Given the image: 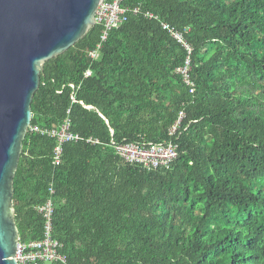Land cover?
Masks as SVG:
<instances>
[{"label":"trees","instance_id":"trees-1","mask_svg":"<svg viewBox=\"0 0 264 264\" xmlns=\"http://www.w3.org/2000/svg\"><path fill=\"white\" fill-rule=\"evenodd\" d=\"M122 7L127 21L97 59L100 25L44 67L31 126L59 131L69 120L80 140L56 165L58 139L29 130L14 179L20 242L43 238L37 208L52 199L67 262L33 264H264V0ZM162 23L190 29L195 94L178 71L187 52ZM164 142L178 146L164 166L116 150Z\"/></svg>","mask_w":264,"mask_h":264},{"label":"water","instance_id":"water-1","mask_svg":"<svg viewBox=\"0 0 264 264\" xmlns=\"http://www.w3.org/2000/svg\"><path fill=\"white\" fill-rule=\"evenodd\" d=\"M105 0H0V264H19L14 179L47 62L84 39Z\"/></svg>","mask_w":264,"mask_h":264},{"label":"built area","instance_id":"built-area-1","mask_svg":"<svg viewBox=\"0 0 264 264\" xmlns=\"http://www.w3.org/2000/svg\"><path fill=\"white\" fill-rule=\"evenodd\" d=\"M124 0H105L98 9L96 15V23L103 27L102 34L100 37V42L97 44L96 48L90 53L92 59H97L99 57L100 51L104 44L109 38L110 32L118 28L120 24L127 21L128 10L122 7ZM139 9L134 10L137 14ZM146 18L156 19L158 17L147 13ZM164 30L171 34V37L176 40L187 52V57L184 64L179 68V72L183 76L184 83L188 86L190 94H195L196 84L193 82L191 77L192 72V45L187 41L186 36L189 34L190 29L187 28L183 32H178L170 25L162 23ZM91 71L85 73V77H90ZM185 114L182 112L179 115L178 121L171 128L169 135L174 137L181 130L182 121ZM71 124L67 120L61 126L59 131H48L40 130L38 127H30L31 131L41 132L43 135H48L50 137H56L58 139V146L55 150V164H60L62 146L65 143L79 141L80 137L74 135L70 131ZM117 152L129 163L143 164L146 167H158L168 165L170 162L174 161L178 156V146L171 142L161 143V144H125L118 145L116 147ZM50 195H54L53 185L49 188ZM38 212L43 215L44 218V229L43 238L40 241L21 243L16 251V260L19 264H33L38 262H61L66 263L67 258L60 253L62 245L53 237V213L54 207L52 199L37 208Z\"/></svg>","mask_w":264,"mask_h":264}]
</instances>
